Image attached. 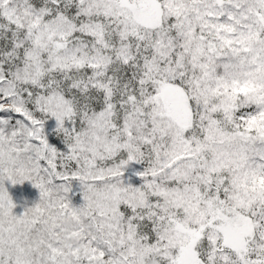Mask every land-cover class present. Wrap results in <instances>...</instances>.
Instances as JSON below:
<instances>
[{"label":"snow or ice","instance_id":"6c2138e0","mask_svg":"<svg viewBox=\"0 0 264 264\" xmlns=\"http://www.w3.org/2000/svg\"><path fill=\"white\" fill-rule=\"evenodd\" d=\"M0 264H264V0H0Z\"/></svg>","mask_w":264,"mask_h":264},{"label":"rangeland","instance_id":"374dc122","mask_svg":"<svg viewBox=\"0 0 264 264\" xmlns=\"http://www.w3.org/2000/svg\"><path fill=\"white\" fill-rule=\"evenodd\" d=\"M138 183V181H134ZM6 188L9 194L12 196L16 208L14 212L20 215L27 207L32 206L39 199V192L34 188L29 181H25L23 184L12 185L10 182H6ZM80 189L78 185L73 186V198L74 203H82L81 196L79 195Z\"/></svg>","mask_w":264,"mask_h":264}]
</instances>
